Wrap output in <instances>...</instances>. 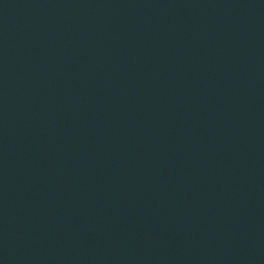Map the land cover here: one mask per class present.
<instances>
[{
	"label": "water",
	"instance_id": "1",
	"mask_svg": "<svg viewBox=\"0 0 264 264\" xmlns=\"http://www.w3.org/2000/svg\"><path fill=\"white\" fill-rule=\"evenodd\" d=\"M0 264H264V0H0Z\"/></svg>",
	"mask_w": 264,
	"mask_h": 264
}]
</instances>
